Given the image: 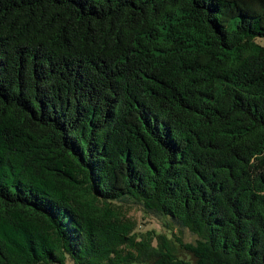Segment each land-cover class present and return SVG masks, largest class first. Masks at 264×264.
<instances>
[{"label":"trees","instance_id":"1","mask_svg":"<svg viewBox=\"0 0 264 264\" xmlns=\"http://www.w3.org/2000/svg\"><path fill=\"white\" fill-rule=\"evenodd\" d=\"M256 38L264 0H0V264H264Z\"/></svg>","mask_w":264,"mask_h":264},{"label":"rangeland","instance_id":"2","mask_svg":"<svg viewBox=\"0 0 264 264\" xmlns=\"http://www.w3.org/2000/svg\"><path fill=\"white\" fill-rule=\"evenodd\" d=\"M256 42L264 47V38H256ZM130 215L137 221V227L140 231H145L148 229H152L157 233H166L165 229L162 226V222L159 219H156L152 216H147L142 213V211L138 208L133 206L131 208ZM184 241L191 242L195 238L193 235L189 234L188 232H183ZM183 255V254H181ZM66 264H73L69 259H67Z\"/></svg>","mask_w":264,"mask_h":264}]
</instances>
